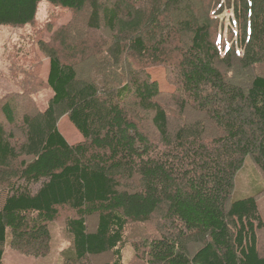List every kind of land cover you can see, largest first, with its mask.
I'll return each mask as SVG.
<instances>
[{"label": "trees", "instance_id": "16d2710c", "mask_svg": "<svg viewBox=\"0 0 264 264\" xmlns=\"http://www.w3.org/2000/svg\"><path fill=\"white\" fill-rule=\"evenodd\" d=\"M41 1L0 0V26L33 23ZM45 1L74 11L90 5L89 26L113 32L115 50L126 49L135 66L119 83L80 82L57 46L45 49L53 95L44 111L22 118L23 141L6 130L15 111L0 101V188H9L0 207V264L8 238L47 242L60 207L75 212L67 220L74 264L106 252L113 259L102 264H123L129 223L160 211L170 232L145 240L147 264H264V74L245 83L228 74L236 65L264 67V0H215L205 14V0ZM182 32L187 41H179ZM60 38L69 45L68 33ZM161 65L176 71L174 89L164 87ZM179 92L180 111L191 105L197 117L173 129L160 97ZM131 105L148 113L157 142ZM64 115L82 141L70 143L61 132ZM247 162L253 169L243 184ZM135 178L137 189L124 190L122 181ZM194 239L201 245L191 253Z\"/></svg>", "mask_w": 264, "mask_h": 264}, {"label": "rangeland", "instance_id": "374dc122", "mask_svg": "<svg viewBox=\"0 0 264 264\" xmlns=\"http://www.w3.org/2000/svg\"><path fill=\"white\" fill-rule=\"evenodd\" d=\"M97 1L110 2V0ZM143 1L137 0V4L140 6ZM213 1L215 0H205L208 10L203 12L202 9V13L209 11ZM90 13V5L81 11H74L44 0L38 5L33 23L19 27L0 26V101L11 102L15 111V122L13 124L5 122L6 130L13 134L15 140L23 141L25 138V125L22 118L25 115H36L44 111L53 95L47 83L49 57L45 49L57 46L63 61L73 64L76 68L80 82L93 80L100 82L108 79L119 83L122 82V76L127 68L135 66L134 59L126 49L124 52L122 50L118 52L121 49L120 46L118 50H115L113 32L105 27L95 30L89 26ZM197 13L201 16V10ZM64 33H68L69 36L68 46L59 44L60 35ZM178 38L179 41H187V33H180ZM72 47L84 48V50L79 54L74 51L69 52ZM155 69L160 73L164 87L167 85L170 87L169 90L174 89L172 83L177 79L174 68L170 67L168 70L161 65ZM223 69L227 70L224 67ZM253 73L264 74V67L257 66L253 70H243L236 65L235 71L228 70L229 77H234L235 80L243 83L249 81ZM181 94L180 92L163 94L160 97L161 103L170 116V126L173 129L182 122L191 121L197 117L191 105L184 113L180 111L177 101L182 97ZM129 110L138 123L150 132L152 140L157 142L158 137L153 124L148 121V113L142 112L133 105ZM58 126L70 143L83 140V135L67 115L59 119ZM210 127L213 130V126ZM252 169L253 164L247 162L246 169L238 176V181L246 183L247 175L252 172ZM122 185L124 190H135L139 186V179L122 181ZM38 186V184L34 185V188ZM8 192V187L0 188V207L4 204ZM258 200L264 219V193ZM74 216L75 212L71 209L60 207L58 217L49 224L50 239L45 243L28 245L27 241L21 242L16 239L15 242H10L8 238L3 245L4 264H74V258L71 256L72 235L67 227V220ZM96 224L97 216L88 218L90 230H94ZM168 232L170 227L161 211L157 212L150 221L129 223L123 245V264H147L143 253L145 240L160 237ZM200 245L198 240H192L189 243L190 252H195ZM259 247L260 252L264 254V228L259 232ZM112 259L113 254L106 252L89 256L86 262L102 264Z\"/></svg>", "mask_w": 264, "mask_h": 264}]
</instances>
